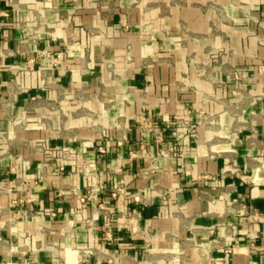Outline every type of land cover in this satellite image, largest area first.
<instances>
[{
  "label": "crops",
  "instance_id": "0c3cea01",
  "mask_svg": "<svg viewBox=\"0 0 264 264\" xmlns=\"http://www.w3.org/2000/svg\"><path fill=\"white\" fill-rule=\"evenodd\" d=\"M0 264H264V0H0Z\"/></svg>",
  "mask_w": 264,
  "mask_h": 264
},
{
  "label": "built area",
  "instance_id": "2783aa9c",
  "mask_svg": "<svg viewBox=\"0 0 264 264\" xmlns=\"http://www.w3.org/2000/svg\"><path fill=\"white\" fill-rule=\"evenodd\" d=\"M99 152L105 154L106 149L104 147H100ZM122 191H123L122 189H118L117 191L113 192V197H117Z\"/></svg>",
  "mask_w": 264,
  "mask_h": 264
}]
</instances>
